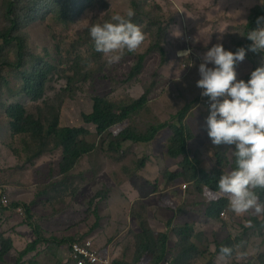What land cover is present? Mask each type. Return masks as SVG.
Returning <instances> with one entry per match:
<instances>
[{
  "label": "rangeland",
  "instance_id": "374dc122",
  "mask_svg": "<svg viewBox=\"0 0 264 264\" xmlns=\"http://www.w3.org/2000/svg\"><path fill=\"white\" fill-rule=\"evenodd\" d=\"M138 1L140 14L135 13L133 18L140 22L138 26L145 40L137 52H126L118 63H108L106 55L91 59L94 43L82 25L109 21L112 14L124 13L129 8L135 11L132 0H101L85 14L76 15V20L68 25L55 19L57 8L53 6L54 13L32 15V20L24 21L16 33L26 37L29 54L21 68H16V55L12 54L15 66L6 67L5 80L0 83V233L2 242L10 243L6 260H0V264H17L19 254L38 240L37 232L49 241L38 244L20 264H74L70 260L72 243L61 244L54 238L79 240L90 236L102 253L106 250L108 256L132 262L136 247L132 249L127 241H122L131 228L140 233L142 222L146 228L169 233V245L176 254L177 230L192 226L193 242L201 251L209 250L194 260L195 264L213 260L210 253L216 252V243L229 237L242 239L236 245V255L226 258L217 254L214 262L260 264L264 232H246L256 215L235 214L228 207L225 215H220L221 220L211 219L205 214L214 196H204L207 191L203 190L208 188L198 190L189 176L170 180L167 172L185 170L181 165L184 157L172 158L167 153L173 135L171 127L161 130L149 143L127 142L122 154L112 155L109 152L119 150H113L111 135H99L97 126L84 120V113L93 112L96 96L120 104L147 94L148 101L131 117V126L145 132L151 124L175 123L174 117L187 103L198 96L204 98L196 86L204 53L217 43L228 49L227 45L239 35L237 28L245 24L258 0ZM6 25L0 0V29ZM157 43L164 49V55ZM186 49H191L188 57L177 55ZM140 54L145 55L143 66L131 76ZM247 54L251 55V62L236 68L237 79L248 76L254 64L258 67L264 64V53ZM37 56L53 64L41 84L43 94L37 101H29L24 95L13 96L8 83L9 89H20L24 72L32 71ZM189 60L192 66L185 65ZM13 101L22 102L29 111L44 116L53 108L60 112L63 125L88 128L94 134L89 137L97 143L96 150L86 155L65 180L59 173L61 149L30 159L23 144L24 135L13 134L7 116V104ZM208 114L200 102L189 111L185 123L191 135L189 157L198 161V168L210 172L216 167L218 155L226 153L228 159H233L234 145L211 143L205 123ZM230 170L228 166L224 168V172ZM217 193L216 197L222 196ZM13 202L28 205L40 229L29 227L25 206L12 207ZM134 214L136 218L132 217ZM112 262L115 264L116 259Z\"/></svg>",
  "mask_w": 264,
  "mask_h": 264
},
{
  "label": "trees",
  "instance_id": "16d2710c",
  "mask_svg": "<svg viewBox=\"0 0 264 264\" xmlns=\"http://www.w3.org/2000/svg\"><path fill=\"white\" fill-rule=\"evenodd\" d=\"M101 0H2V7L4 9V18L7 25L0 29V83L5 80L3 72L6 67L15 66L12 62L11 55L15 54L17 63L16 68H21L25 65V57L28 53V43H26V37L23 35L16 34L20 29V26L24 21L32 20L33 16H44L46 13H54L53 6L57 8L55 19L62 23V25H68L76 20V15L85 14L89 9L94 7ZM132 5L135 8L136 15L139 16L140 8L139 1L132 0ZM258 17H264V3L258 0V3L251 9L247 21L244 25L237 28L239 35L236 40H233L231 45H227L229 50L235 51L240 47L247 48L251 43L247 38V32L257 27L264 25V21L261 24L257 23ZM133 22L139 25V21L133 18ZM162 28H160V31ZM168 29L164 31V37ZM22 34V32H21ZM158 48H161L160 53L165 54L164 49L157 43ZM94 48V44H93ZM105 54L95 51L91 54V59L98 58ZM251 55L246 53L245 59L242 62L236 64L235 68L243 65L244 62H251ZM36 64L33 66L32 71L24 72L23 84L18 90L9 89V83L4 82L8 86V90L12 92V95H24L29 101H37V99L43 94L41 84L46 79L47 74L52 71L53 64L48 61H44L38 56L35 57ZM145 55L140 54L137 64L132 68L130 75L134 76L143 66ZM44 62V65L41 64ZM258 66L254 64L251 68L252 71ZM37 74L32 77L33 74ZM251 73V72H250ZM250 74L244 78L249 79ZM37 83V85L35 84ZM1 90V89H0ZM201 97H196L191 103H187L174 118L177 121L173 124L168 122L151 124L150 127L145 131L141 132L131 126L129 121L134 113L138 112L148 101L147 94H143L139 98L131 99L130 102L121 101L118 104L106 97L96 96L94 98V109L91 113H84V120L87 123H91L97 126L98 134L105 136L107 133L110 134L111 145L114 151L109 152L112 155L122 154V148L125 143L131 142L133 144L149 143L154 140L156 135L163 129L171 127L173 135L170 138L168 144L167 153L172 158L184 157L183 163L184 172H167L170 180L174 181L177 178L189 176V180L193 181L198 190L203 188V192L207 191L204 196H211L210 203L206 209V216L214 219L221 220V214L226 208L229 207L228 199L218 189L219 177L224 173L226 166L230 169L234 166V158L228 159L227 154L222 153L218 155V161L216 167L210 172L207 170L198 168L197 160H192L189 157L188 141L191 138L189 128L185 123L187 115L190 110L194 108L195 104L201 102ZM50 107L52 105L50 104ZM60 112H55L53 108L47 110V114L44 116L43 113L35 114L29 111L28 107L21 103L11 102L7 104V116L10 118V127L15 133H21L24 135V146L26 151L30 153V159L40 157L47 152H53L56 149L63 151V159L60 163L59 173L65 176V180L69 179L68 175L75 170L84 157L93 153L97 148V143L92 141L89 137L91 134L90 130L85 127L79 126H65L61 123ZM116 128V130H115ZM94 135V134H93ZM144 164V163H143ZM66 182V181H65ZM219 192L222 196H215ZM261 199L264 200V192H261ZM16 203V202H15ZM11 204L12 207H18L23 204L19 202ZM25 206V212L27 215V224L29 227L40 229L37 224L33 221V216L28 205ZM29 216V217H28ZM136 218L135 214L132 216ZM252 227L246 228V232L249 230H260L264 232V214L262 217H252ZM171 225V223H169ZM227 225V224H226ZM192 226H186L179 228L177 234L179 239L175 242L177 244V254L174 253V247L171 248L169 245V233L156 232L151 228H146L145 222H142V228L140 233H135L133 229H130L127 233L124 241L131 245V248L136 247L135 256L132 262H125L123 257L115 258L114 256L107 255L108 252L105 250L101 254L105 255L104 258L109 259L111 256L112 261L116 259L115 264H193L194 260L202 258L203 255L209 252L208 248L201 251V247L192 240ZM38 240L29 245L23 252L19 254L17 264H20L23 258L29 253L36 249L38 244L41 242H48L42 233L37 232ZM218 236V233H216ZM199 234H195L198 236ZM203 236V234H201ZM131 236H133L131 238ZM207 239V238H206ZM3 235L0 233V260L5 261V255L8 253L10 243L2 242ZM55 241L61 244L66 242L75 243L77 240L73 238L60 240L54 238ZM242 240V239H241ZM241 240L232 239L231 237L222 240V242L216 243V252L210 253L213 260L205 264H217L214 262V258L220 253L222 247H230L233 251L230 256L226 258H232L236 255V245ZM119 243V242H118ZM117 243V245H118ZM2 244V245H1ZM174 245V246H175ZM129 247V246H128ZM116 256V255H115ZM259 263L264 264V251L259 254ZM113 264V262H112ZM195 264V263H194Z\"/></svg>",
  "mask_w": 264,
  "mask_h": 264
},
{
  "label": "clouds",
  "instance_id": "9594fccd",
  "mask_svg": "<svg viewBox=\"0 0 264 264\" xmlns=\"http://www.w3.org/2000/svg\"><path fill=\"white\" fill-rule=\"evenodd\" d=\"M134 15L135 11L129 8L124 13L112 14L109 21L82 25L89 32L95 51L105 54L108 63H118L126 52L135 53L143 44L145 36L133 22ZM261 21L264 17L257 18L258 24ZM246 35L251 41L247 48L232 51L217 43L207 49L198 66L200 78L196 86L202 90L201 96L209 100L205 123L211 143L234 145L231 152L234 166L219 177L218 189L227 197L233 213L259 216L264 214L261 199L264 192V64L255 68L247 80L237 79L235 66L245 59L248 51L264 53V25ZM190 53L191 49H186L177 55L186 58ZM192 63L185 65L192 66ZM12 132L15 134L13 129ZM87 239L95 240L90 236L77 241ZM95 245L104 258L101 248ZM232 251L227 246L220 249L225 257ZM108 260L112 264L111 256Z\"/></svg>",
  "mask_w": 264,
  "mask_h": 264
},
{
  "label": "built area",
  "instance_id": "2783aa9c",
  "mask_svg": "<svg viewBox=\"0 0 264 264\" xmlns=\"http://www.w3.org/2000/svg\"><path fill=\"white\" fill-rule=\"evenodd\" d=\"M208 104L209 100L206 97L202 100V106L208 109ZM224 215L225 213L222 212V216ZM95 244V241L91 239L75 242L71 246V255L73 256L72 259L77 261L78 264H111L110 260L100 256V250Z\"/></svg>",
  "mask_w": 264,
  "mask_h": 264
},
{
  "label": "crops",
  "instance_id": "0c3cea01",
  "mask_svg": "<svg viewBox=\"0 0 264 264\" xmlns=\"http://www.w3.org/2000/svg\"><path fill=\"white\" fill-rule=\"evenodd\" d=\"M113 243H115V241H113L111 244H113ZM111 244H110V245H111ZM113 247H114V244H113ZM116 252H117V251H116ZM117 253H118V252H117ZM115 254H116V253H115Z\"/></svg>",
  "mask_w": 264,
  "mask_h": 264
}]
</instances>
